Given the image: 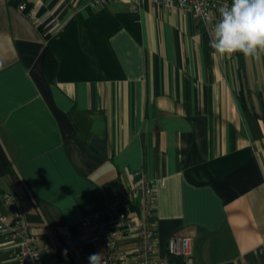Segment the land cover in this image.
<instances>
[{
  "label": "crops",
  "instance_id": "obj_1",
  "mask_svg": "<svg viewBox=\"0 0 264 264\" xmlns=\"http://www.w3.org/2000/svg\"><path fill=\"white\" fill-rule=\"evenodd\" d=\"M25 1L0 0V211L14 194L39 264H71L63 230L141 175L159 255L186 234L192 264H264V55L220 57L206 22L153 0ZM0 264H21L3 235Z\"/></svg>",
  "mask_w": 264,
  "mask_h": 264
},
{
  "label": "built area",
  "instance_id": "obj_2",
  "mask_svg": "<svg viewBox=\"0 0 264 264\" xmlns=\"http://www.w3.org/2000/svg\"><path fill=\"white\" fill-rule=\"evenodd\" d=\"M26 0L18 5L29 18L33 13L27 8ZM103 0H92L96 7ZM167 8L189 10L196 20L207 23L210 33L218 9L231 0H153ZM3 211H0V235L14 243L21 264H39V253L29 228L19 210L17 199L12 193L1 196ZM63 236L71 239L73 251L71 264H89L87 243L102 244L106 249L103 264H192V237L186 234L172 235L166 245L165 255L157 251V231L152 182L141 175L130 184L126 196L110 207L96 210L83 216L74 228H66ZM135 236L136 245L131 250H121L120 238Z\"/></svg>",
  "mask_w": 264,
  "mask_h": 264
},
{
  "label": "clouds",
  "instance_id": "obj_3",
  "mask_svg": "<svg viewBox=\"0 0 264 264\" xmlns=\"http://www.w3.org/2000/svg\"><path fill=\"white\" fill-rule=\"evenodd\" d=\"M209 46L220 57L242 54L259 61L264 55V0H231L218 9L209 33ZM102 252L88 257L89 264H103Z\"/></svg>",
  "mask_w": 264,
  "mask_h": 264
},
{
  "label": "trees",
  "instance_id": "obj_4",
  "mask_svg": "<svg viewBox=\"0 0 264 264\" xmlns=\"http://www.w3.org/2000/svg\"><path fill=\"white\" fill-rule=\"evenodd\" d=\"M44 60H45V64H46L47 74L49 77H51L53 75V71L55 68V59L53 58V56L51 54L45 52Z\"/></svg>",
  "mask_w": 264,
  "mask_h": 264
}]
</instances>
